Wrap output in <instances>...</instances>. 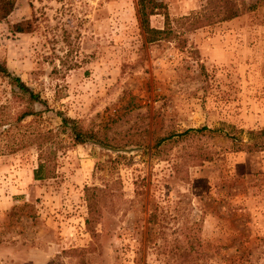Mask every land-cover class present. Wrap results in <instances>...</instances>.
I'll list each match as a JSON object with an SVG mask.
<instances>
[{
    "label": "rangeland",
    "instance_id": "1",
    "mask_svg": "<svg viewBox=\"0 0 264 264\" xmlns=\"http://www.w3.org/2000/svg\"><path fill=\"white\" fill-rule=\"evenodd\" d=\"M160 1L182 34L151 43L136 0H16L0 22V62L42 101L21 124L61 112L109 144L61 135L43 181L33 146L0 155V264H264V151L233 149L264 130V0L190 31L205 0ZM12 94L0 78L3 115Z\"/></svg>",
    "mask_w": 264,
    "mask_h": 264
},
{
    "label": "trees",
    "instance_id": "2",
    "mask_svg": "<svg viewBox=\"0 0 264 264\" xmlns=\"http://www.w3.org/2000/svg\"><path fill=\"white\" fill-rule=\"evenodd\" d=\"M16 0H0V22L11 12ZM255 6V0L244 3L240 0L238 4L236 0H205L204 4L197 11L191 12L188 16H183L184 31H190L194 28L201 27L210 23L228 21L237 17L245 10H251ZM135 14L138 27L141 30L146 43L162 39H171L175 35H181L171 25V20L164 4L160 0H136ZM161 14L163 16V27L156 28L149 24L151 15ZM14 32H32V20L26 19L17 21L11 25ZM0 78L8 79L13 88L12 98L24 100V107L15 109L13 113L2 112L6 106L0 107V155L6 152L11 153L24 147L33 146L37 152L36 166L32 170L34 181H43L54 177L56 165V151L63 147L61 135L68 138V141L74 145H82L87 142H94L103 146H108L106 140L99 136L98 130L89 129L82 125L79 120L57 112L59 123L55 129H43L41 127H32L31 124H21L26 117L36 116L31 106L35 103H42L39 96L34 93L27 84L19 78V76L10 72L4 62H0ZM12 99V100H13ZM2 129V130H1ZM211 131L208 127L202 126L195 130H187L183 134ZM216 132H219V130ZM249 143L234 146V151H264V130H250L247 132ZM231 137V141L239 139L235 133L227 134ZM172 135H165L158 138L155 143L171 138ZM209 156L204 155V159ZM93 191V190H91ZM87 213L89 219H94L95 210L98 206V198H87ZM88 225L90 221L86 222Z\"/></svg>",
    "mask_w": 264,
    "mask_h": 264
}]
</instances>
